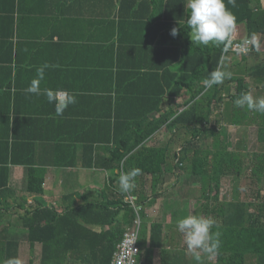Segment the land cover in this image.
I'll use <instances>...</instances> for the list:
<instances>
[{
	"label": "trees",
	"instance_id": "16d2710c",
	"mask_svg": "<svg viewBox=\"0 0 264 264\" xmlns=\"http://www.w3.org/2000/svg\"><path fill=\"white\" fill-rule=\"evenodd\" d=\"M225 3L236 16L237 25H245L248 39L264 36V8L255 9L251 0H236L235 7L227 0ZM109 7L111 42L105 44V51L111 59L108 126L112 148L108 159L98 157L94 160L91 156L88 161H83V165L107 170L111 184L97 200L87 199L81 205L68 204L61 212L44 200H36L37 205L30 206L26 197H20L18 191L10 187L9 167H65L70 164L65 153L72 158L77 155L67 144L69 140H62L61 149L56 148L60 156L57 160L37 161L36 156L41 155L37 143L42 141L47 145L49 142L17 137L16 131L11 129L10 117H7L9 108L2 118L6 121L7 136L0 138V218L13 211H22L18 222L24 234L11 235L10 228L0 230V241L4 243L0 264L19 257L21 242L29 243L32 248L41 246L40 264H111L118 244L138 217L135 208L126 202L127 194L119 190L117 179L122 170L121 161H124V171L133 167L142 169L131 193L141 207L149 200L146 180H150L155 196L159 185L170 174L181 172L182 166L184 170L189 169L192 176L201 178L202 190L205 194H213L217 204L222 179H251L258 188L256 199L248 196L242 201L238 183L233 201L222 203L215 213L212 210L209 214L215 221L211 231L221 233V246L215 255L217 264H248L249 259L264 264V114L255 112V118L249 119L251 110L246 106L238 108L233 103L240 93L251 92L247 78L264 81V54L263 59L261 54H253L257 65L235 79L237 86L219 84L205 90L202 80L218 66L222 68L225 45L192 43L186 25V0H109ZM18 12L20 15L18 0H0V74L9 71L12 75L15 65L17 76L22 69L19 60L17 64L14 62V54L22 43L15 41ZM173 28L178 29L175 37L171 35ZM97 49L95 46L96 52ZM185 93L189 96L187 101L183 105L176 104ZM81 95L87 94L82 92ZM5 97L6 94L0 95L3 100ZM227 97L236 109L232 124L243 125V119L257 122L258 146L249 157L242 152L244 142L236 146L229 142L228 145L229 138H221L222 123H213L214 105L223 103ZM166 126L177 138L182 137L181 149L174 155L168 144L146 145ZM175 142L177 144L179 140H173L171 144ZM45 145L42 149L46 151ZM234 147L241 152L240 165L235 170V154L230 150ZM84 149L92 152L94 148ZM207 181L209 185H206ZM29 190L42 194L35 186ZM203 198L210 202L208 197ZM209 212L208 209L206 213ZM141 213L144 221L145 214ZM95 227L103 230L97 232ZM162 231L161 224H153L152 240L160 237ZM146 233L143 225L141 237ZM153 247L152 250L156 246ZM140 264L152 262L149 256L141 254Z\"/></svg>",
	"mask_w": 264,
	"mask_h": 264
},
{
	"label": "crops",
	"instance_id": "0c3cea01",
	"mask_svg": "<svg viewBox=\"0 0 264 264\" xmlns=\"http://www.w3.org/2000/svg\"><path fill=\"white\" fill-rule=\"evenodd\" d=\"M251 2L255 9L264 8V0ZM18 9L20 15L18 12L19 24L15 41L17 44L22 43L14 54V62L17 64L19 60L22 69L17 76L15 65L12 75L9 71L5 75L0 74V95L6 94L4 100L0 98V138L7 136L6 121L2 118L10 108V115L7 117H10L11 129L16 131L17 137L49 142L47 145L42 141L37 143L41 148V155L36 156L37 161L57 160L60 157L58 149H61L62 140H69L67 144L77 157L72 158L65 153L66 161L70 163L65 167L44 165L30 168L11 165L10 187L17 190L20 197H26L30 206H36V200H44L61 212L65 205H81L87 199L97 200L101 192L111 184L110 173L107 170L95 165H83V161H88L91 156L94 160L98 157L108 159L112 148L108 126L111 114L108 99L112 86L111 59L110 54L105 51V44L109 45L111 42L109 0H18ZM235 33L240 40L252 46V52L229 53L224 56L222 70L230 72L231 78L225 79L221 86H237L235 79L246 75L247 71L257 65L253 54H264V36L248 39L243 24L237 25ZM95 46L98 48L97 52ZM140 58L147 60L145 56ZM261 58L263 59V55ZM44 64L56 67L45 70L41 89H64L76 96V103L69 105L62 116L55 114V106L48 103L46 96L26 94L24 91L31 80L36 78L37 69ZM246 82L254 97H264L263 80L249 77ZM82 92L87 95H81ZM188 97L185 93L176 104L183 105ZM235 110L228 97L223 103L214 105L212 119L214 124L222 123L223 130L220 133L226 134V138L228 137L230 144L234 146L239 143L240 138L244 141V138L253 135L258 141L257 122L256 124L249 120L245 122L243 119V125L232 124ZM255 112L257 114V111L251 110L248 118L254 119ZM173 140H179V143L171 144ZM181 140L182 137L177 138L174 131L166 126L146 145L168 144L171 146V154L174 155L181 149ZM44 145L47 146L46 151L42 149ZM89 146H93V151L85 152L84 148ZM188 172L185 174L182 166L181 172L170 174L166 181L159 185L155 196L150 180H146L149 200L142 208L147 233L141 237L140 246L141 254L149 256L152 264H198L193 254L187 250L183 234L177 229V220L188 214L209 217L212 210L215 213L222 203L233 201L234 188L238 183L240 187L243 186L242 180L222 179L217 204L213 194H205L202 190L204 184L201 178L192 176L191 171ZM228 183L233 187V193L224 197L223 187ZM209 184L207 181L206 185ZM34 186L40 188L42 194L29 190ZM243 193L244 190L240 189L242 201L247 197ZM203 196L208 197L210 202ZM207 206L210 210L208 214ZM20 214L23 212L13 211L0 218V230L10 228L11 235L24 234V229L18 222ZM153 224L163 226L162 235L154 240L151 238ZM94 229L97 232L103 230L100 227ZM107 229L108 227L105 230ZM3 244L0 241V250ZM153 246L156 247L152 250ZM200 256L199 264H217L215 256L203 252ZM40 257V245L32 248L29 243L21 242L19 258L23 264H40Z\"/></svg>",
	"mask_w": 264,
	"mask_h": 264
},
{
	"label": "clouds",
	"instance_id": "9594fccd",
	"mask_svg": "<svg viewBox=\"0 0 264 264\" xmlns=\"http://www.w3.org/2000/svg\"><path fill=\"white\" fill-rule=\"evenodd\" d=\"M227 3L233 7L236 6V0H227ZM186 8L188 10L186 25L190 30L192 43L204 46L225 45V50H227V45L236 31L237 22L234 13L226 7L225 0H186ZM171 35L173 37L178 35V29L173 28ZM49 67L56 66L44 64L38 68L36 78L31 80L24 91L26 94L46 96L48 103L54 104L55 114L62 116L69 105L76 103V96L64 89H41L45 70ZM230 78L231 73L223 71L218 66L202 80V85L207 90ZM233 103L238 108L246 106L248 110L264 114V97L256 98L249 91L240 93ZM123 168L124 161H121L122 170L118 175L117 183L121 193L127 194L125 196L127 200L135 188L136 177L142 174V169L133 167L124 171ZM214 225L215 221L204 215L188 214L177 220V229L183 234L187 250L193 254L198 264L201 260V252L210 256L218 254L221 246V233L211 231ZM5 264H23V261L19 257H13L5 261Z\"/></svg>",
	"mask_w": 264,
	"mask_h": 264
},
{
	"label": "built area",
	"instance_id": "2783aa9c",
	"mask_svg": "<svg viewBox=\"0 0 264 264\" xmlns=\"http://www.w3.org/2000/svg\"><path fill=\"white\" fill-rule=\"evenodd\" d=\"M251 52L252 46L248 42L240 40L236 33H234L230 43L227 45V50H224V56L229 53L249 54ZM137 201V198L132 194L130 195L129 199L126 200V202L135 208L138 217L134 221L133 225L128 228L123 239L118 244L117 251L111 264H140V239L144 221L141 213L143 208L137 204Z\"/></svg>",
	"mask_w": 264,
	"mask_h": 264
},
{
	"label": "rangeland",
	"instance_id": "374dc122",
	"mask_svg": "<svg viewBox=\"0 0 264 264\" xmlns=\"http://www.w3.org/2000/svg\"><path fill=\"white\" fill-rule=\"evenodd\" d=\"M233 134L237 135V133H235V132H233ZM221 138H226V134H221ZM244 141H242L241 138L239 139V142H244L242 152H245V155L247 157H249L250 154H254L257 150V145H258L257 137L255 135H253L251 137L244 138ZM226 142L228 144L230 141H226ZM232 142H233V140H232ZM230 150L231 151L233 150L232 152L235 154L234 155V167H233V170H235L237 168V165H240L239 156H240L241 152L237 151V149L235 147L230 149ZM191 160H192V156H191ZM188 171H190V170L185 168V170H184L185 174L189 173ZM231 179H233V178H231ZM242 181H243V186L240 187V189L244 190L243 195H245L247 197L249 196L250 199L255 200L257 197V190H258L257 185H255V183H252L253 181L249 178H244V179H242ZM232 189H233V187L229 183L226 184L223 187L222 196L224 195V197H225V196H228L231 193H233ZM248 264H256V262L254 259H249Z\"/></svg>",
	"mask_w": 264,
	"mask_h": 264
}]
</instances>
